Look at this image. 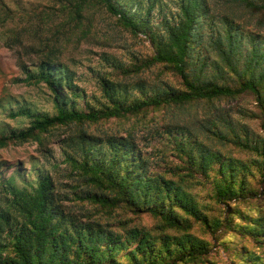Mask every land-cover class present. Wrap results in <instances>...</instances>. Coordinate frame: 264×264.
Segmentation results:
<instances>
[{"label": "trees", "instance_id": "1", "mask_svg": "<svg viewBox=\"0 0 264 264\" xmlns=\"http://www.w3.org/2000/svg\"><path fill=\"white\" fill-rule=\"evenodd\" d=\"M49 1L55 5L50 12L44 6L39 12L19 17L23 25L17 22L8 38L21 46L27 34L33 42L30 48L36 47L32 52L40 53L35 69L25 68L24 63H20L25 70L21 81L30 86L44 84L54 111L41 112L24 106L10 109L9 118L24 117L29 120L28 126L4 132L0 136V147L11 142L38 141L43 133L56 127L75 128L62 141V147L66 148L65 160L88 185L83 192L75 193V198L110 208L124 203L136 211L152 214L161 223L164 232L159 237L161 247L153 246L156 240L141 235L139 229L126 230L130 238L136 239L135 247L127 253L132 264L195 262L209 252L208 242L188 232L191 220L177 210L207 226L213 244H227L221 240L223 233L218 232L225 229L233 235L249 237L250 241L264 247L263 217L243 213L232 206V202L251 203L249 199L257 194L243 195L246 181L238 174L232 158L212 150L195 137L196 141L178 143V151L186 155L190 168L215 177L211 180L213 195L217 203L226 207L220 220L211 224L181 185L146 175L148 166L136 154L130 133L122 137L87 131L89 123L126 118L149 108L165 106L180 110L192 102L211 107L223 99L248 94L256 102L264 132V0H178V11L162 20L159 31L152 30L149 19L154 3L144 14L140 10L141 0ZM97 11L110 14L134 35L147 33L153 52L142 65L168 67L180 77L183 87H165L147 96L142 83L135 82L132 88L141 89L142 95L127 101L122 96L128 90L127 85L101 77L105 101L98 106L87 101L80 107L78 98L85 95L74 81V72L60 62L61 41L64 37L65 42H69L76 34L80 40L91 35ZM51 16L58 19L57 27L66 25L61 27L62 31L57 28L52 38L42 39L45 22ZM109 59L104 57L105 61ZM202 126L208 133L207 138L254 152L257 159L251 163L258 168L259 182L264 187V137L254 141L248 133L242 136L230 125L225 126L226 131L211 121ZM239 167L249 168L245 163ZM243 177L246 178V174ZM0 194L3 198L0 264H103L105 260L109 264H120L114 257L121 247L117 245L114 250L113 242L117 241L112 232L89 221H76L64 213L61 195L55 191L49 173L39 172L35 184L22 186L9 178ZM248 210L255 209L248 207ZM167 230L181 234L172 235L174 233ZM103 243L105 247L101 246ZM233 256L238 257V264H264L257 251L246 246L233 249Z\"/></svg>", "mask_w": 264, "mask_h": 264}, {"label": "rangeland", "instance_id": "2", "mask_svg": "<svg viewBox=\"0 0 264 264\" xmlns=\"http://www.w3.org/2000/svg\"><path fill=\"white\" fill-rule=\"evenodd\" d=\"M141 2L140 10L144 14L154 3L149 14L154 31L160 30L164 18H170L178 11V0ZM52 3L49 0H0V136L11 129L19 130L28 126L29 120L24 117L9 118L10 109L16 110L24 106L41 112L54 111L50 103L49 90L44 84L30 86L21 81L25 77L23 66L35 69L37 55L40 53L32 52L36 47L30 48L29 44L33 42L27 34L24 35L21 46L15 45L8 38L17 22L23 25V20L19 17L24 18L29 13L39 12L44 6L50 12L51 6H55ZM95 13L91 35L80 40L76 34L69 42H65L63 37L59 53L60 62L74 72V81L82 89V95L83 93L85 95L78 98L80 107H84L87 101L94 106L105 101L100 87L101 77L127 85V92L122 93L127 101L142 95L141 89L132 88L135 82L142 83L144 86L142 90L147 96L165 87L177 89L183 87L180 77L168 67L161 64L150 67L142 65L153 52L150 39L146 37L147 33L139 32L134 35L121 27L110 14L103 11ZM57 22L58 19L53 16L46 20V28L40 35L42 39L52 38L57 28L62 31L61 27L66 24L57 27ZM35 43L37 45L38 42ZM105 56L110 59L105 61ZM20 63L24 65L21 66ZM218 80L223 81L220 78ZM204 104L187 103L180 110L165 106L149 108L126 118H109L89 123L87 131L95 135L122 137L130 133L136 144V154L140 155L148 166L146 175L163 177L181 185L194 198L201 212L212 224L225 214L226 207L217 203L213 195L211 180L215 177L212 173L207 177L190 168L186 155L178 151L179 142L196 141L197 138L212 150L232 158L237 165L238 174L246 181L244 188L242 187L243 195L257 193L249 199L251 203L232 202V206L243 213L259 215L264 219V187L259 182L258 168L251 163L257 159L256 154L230 142L207 138L208 133L202 126L203 123L211 121L226 131L228 130L225 126L230 125L242 136L248 133L250 139L254 141L263 138L264 132L260 126L259 111L254 98L243 94L223 99L216 102L215 106L209 107ZM74 129L60 126L43 133L38 141L11 142L6 147H0V190L9 178H13L22 186L24 183L35 184L39 172L49 173L54 181L55 191L61 195L64 213L76 221H89L102 229L110 230L117 241L113 242V245L116 244L114 250L117 245L121 247L115 253L114 259L120 264H132L127 253L135 247L136 239L130 238L126 230L139 229L141 235L146 234L152 240H156L153 246L161 247L159 237L164 234L161 223L152 214L136 211L124 203L110 208L75 198V193L83 192L88 185L65 160L66 148L62 147V141L68 138ZM243 163L249 168L241 169L239 164ZM243 174H246V178ZM2 199L0 194V203ZM248 207L255 210L252 212ZM177 211L191 220L192 225L188 232L195 238L208 242L209 245V252L202 259L177 264H238L239 259L233 256V249H240L242 246L257 251L260 259L264 260V247L250 241L249 237L233 235L228 230L220 229L218 232L223 233L220 236L221 240L227 244L219 242L213 244L212 234L207 226L184 212ZM167 232L174 233L172 235L181 234L172 230ZM101 246L105 247L106 244L103 243ZM103 262L109 264L107 260Z\"/></svg>", "mask_w": 264, "mask_h": 264}]
</instances>
